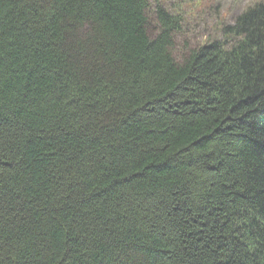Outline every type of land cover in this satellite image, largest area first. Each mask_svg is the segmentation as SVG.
I'll return each instance as SVG.
<instances>
[{
  "label": "trees",
  "instance_id": "16d2710c",
  "mask_svg": "<svg viewBox=\"0 0 264 264\" xmlns=\"http://www.w3.org/2000/svg\"><path fill=\"white\" fill-rule=\"evenodd\" d=\"M224 18L0 0V264H264V0Z\"/></svg>",
  "mask_w": 264,
  "mask_h": 264
},
{
  "label": "rangeland",
  "instance_id": "374dc122",
  "mask_svg": "<svg viewBox=\"0 0 264 264\" xmlns=\"http://www.w3.org/2000/svg\"><path fill=\"white\" fill-rule=\"evenodd\" d=\"M197 1L198 0H190L193 4ZM213 1H216L217 6L213 4ZM249 1L250 0H211L212 5L202 8L194 6L193 4L185 5L182 0H166V3L172 10H182L185 17L190 22L185 25L183 34L176 37V48L174 53L178 54L183 49L184 44L195 47L202 44L209 36H214L213 29L217 15L221 14L225 17L224 19L227 23H231L233 18L249 3Z\"/></svg>",
  "mask_w": 264,
  "mask_h": 264
}]
</instances>
